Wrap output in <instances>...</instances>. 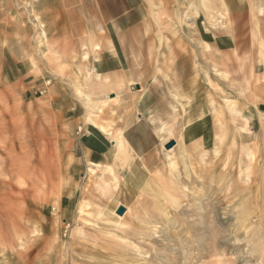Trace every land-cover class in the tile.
Listing matches in <instances>:
<instances>
[{
	"label": "rangeland",
	"instance_id": "1",
	"mask_svg": "<svg viewBox=\"0 0 264 264\" xmlns=\"http://www.w3.org/2000/svg\"><path fill=\"white\" fill-rule=\"evenodd\" d=\"M183 2L0 0V264H264L244 262L220 204L243 185L233 172L264 167V0ZM60 36L83 41L61 55ZM131 85L163 90L146 121L157 146L132 167L119 144L101 165L81 130L115 94L103 119L123 134L139 117ZM215 203L209 252L197 207Z\"/></svg>",
	"mask_w": 264,
	"mask_h": 264
},
{
	"label": "crops",
	"instance_id": "2",
	"mask_svg": "<svg viewBox=\"0 0 264 264\" xmlns=\"http://www.w3.org/2000/svg\"><path fill=\"white\" fill-rule=\"evenodd\" d=\"M169 1V0H166ZM184 4L181 3V5H191L194 3V0H183ZM62 7H71V3H63L60 4ZM63 10V9H62ZM103 11V8L101 7L100 11ZM76 12L79 11L78 9L75 10ZM75 12V13H76ZM79 15V12L76 13V16ZM102 15L107 16L106 22L109 24L113 18H117V15L113 16H108L107 13H103ZM239 16V15H238ZM64 20H68L72 18V10L69 9V12L66 14L64 13L62 15ZM240 18V16H239ZM227 43L231 44V48H235V42L234 40L226 36ZM56 43H63L58 45V50L61 55H66L67 53H70L71 51V43L75 41L78 42V45L83 41V40H74L73 37L70 36H60L57 37L53 40ZM77 45V44H76ZM215 46L216 45H221L219 41H215ZM79 47L77 46V49L79 50ZM97 48V47H96ZM113 48V47H112ZM53 54L56 56L58 60H61L60 56L56 52H53ZM224 56V55H222ZM19 65L25 69V65L22 63H18ZM131 64V61L129 62ZM132 65V64H131ZM108 65L106 64V67ZM54 68L60 67L58 64L53 65ZM108 68V67H107ZM96 76H99L96 74ZM100 77V76H99ZM103 84L105 87L110 86L112 83L118 88V90H123V82L122 80L118 79L115 82L109 81L107 78H103ZM134 86V85H133ZM132 85L129 87V90L132 91L130 88ZM163 91V90H159ZM159 91L156 88L149 87L142 90L141 87H139V90L133 91L134 96L133 98H137V103H136V111L137 115L139 116L137 120H135L130 126H128L122 134L121 129H117L114 132L111 131L110 126L106 125L103 119V116L106 111H113L116 107L117 99L118 96L115 94H112L111 98L108 99V104H106V107L104 108L105 110L103 113L100 115L101 112H98L94 117L91 119L93 122L96 124H91L90 122H86L90 127L84 128V130H81L80 134V148L84 151V154L91 159L94 162H97L101 165H106L108 163H111L113 159H117L119 156L118 154L120 153L118 149V144L120 143L121 146H123V150L127 152V158H129L130 165L133 167L135 162L142 161L144 163L149 161V158L153 152V150L157 146V138H159V135L156 132V127L153 126V130L147 125L146 121H148L150 124V119L152 117H149L152 113L153 110L155 109H160L161 105L165 101L164 95H161ZM139 96H138V95ZM163 94V93H162ZM110 95V94H109ZM134 99V100H135ZM160 105V106H159ZM264 108V103L260 104ZM97 110L99 111V107H97ZM259 113L264 114V110L261 111L257 109ZM102 111V110H101ZM155 133V134H154ZM120 139V140H119ZM168 151V150H167ZM122 155H120L121 157ZM124 156L122 159L127 160ZM140 167V166H139ZM142 167V166H141Z\"/></svg>",
	"mask_w": 264,
	"mask_h": 264
},
{
	"label": "bare ground",
	"instance_id": "3",
	"mask_svg": "<svg viewBox=\"0 0 264 264\" xmlns=\"http://www.w3.org/2000/svg\"><path fill=\"white\" fill-rule=\"evenodd\" d=\"M212 18H213V16H212ZM208 20H210V19H208ZM164 51H166V50L164 49ZM159 56L161 57V55H159ZM184 59L185 58L183 56L180 57L181 61ZM149 64H150V62H149ZM132 65H134V64H132ZM141 66L143 67L144 65H141ZM172 66L174 67V65H172ZM180 66H181V69L184 68L181 63H180ZM214 72L217 73L216 71H214ZM136 86H138V85H135V87L132 86L130 89L132 91L139 90V86H138V89L136 88ZM180 87H182V85H180ZM195 93H197V92L195 91ZM82 97H84V95H82ZM88 122H90L91 124H95L93 122V120L90 118L88 119ZM173 147L166 152L173 151V149H174ZM254 149L255 148H253V150ZM249 151H252V150H249ZM256 151H257V149H255V152H254L255 154H257ZM248 155H249V153H248ZM251 159H249V161L246 162L243 167H240L239 170L232 173L233 178H235L237 181L243 180L242 181L243 185H237V186H235V188L232 189V191L228 195L225 194L224 198L220 202V204L226 207L225 209L227 210V212L229 211V209L235 210V212H233V214H231L233 216V218L230 215L229 218H226L224 221H226L227 224L228 223L230 224L229 227L233 228V229H231V231H233L231 233L234 234L233 241L237 244V245H234V247H237L238 249H245L244 255L242 256L244 259V262H264V186L261 183L257 182L259 176L264 174V167L261 169L259 166H257V164L256 165L252 164ZM222 172H224V171H222ZM227 175H225V176H227ZM220 177H221V175H220ZM168 180H170V178ZM226 184H228V182H226ZM224 186H225V184H224ZM173 203L177 204L176 208L181 205V203H179V202H173ZM205 206L206 205L199 206V207H197V209L202 211V212L199 211V215H201L200 216L201 220L205 221L204 219H206V218L209 219L207 223L210 225V227H209V229H207L206 235L209 238H211V242L213 244L209 243L207 249L209 252H211V251L215 252L216 240L218 239V230L216 228L212 227L213 222L215 220H214V217H211V213H214L213 210L216 207V203L211 205L210 210H212V211H210V214L208 213V209H207L209 207V205L206 207ZM225 215H227L226 217H228L229 214L226 213ZM252 219H256V220L252 221ZM234 221H236V223H233ZM234 231H235V233H234ZM242 253H243V250H242ZM169 260H171V259H169ZM164 263H166V262H164ZM245 264H247V263H245Z\"/></svg>",
	"mask_w": 264,
	"mask_h": 264
},
{
	"label": "water",
	"instance_id": "4",
	"mask_svg": "<svg viewBox=\"0 0 264 264\" xmlns=\"http://www.w3.org/2000/svg\"><path fill=\"white\" fill-rule=\"evenodd\" d=\"M136 88L138 89V86H136ZM174 145H175V143H174L173 141H170V142H168V143H166V144L164 145V148H165L166 150H169V149H171ZM115 213H116V215H118V216H122V215L125 213V208H124V207H118V208L116 209Z\"/></svg>",
	"mask_w": 264,
	"mask_h": 264
}]
</instances>
